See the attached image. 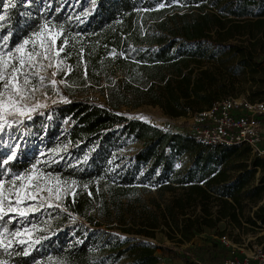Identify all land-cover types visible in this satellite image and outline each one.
<instances>
[{"label":"trees","instance_id":"16d2710c","mask_svg":"<svg viewBox=\"0 0 264 264\" xmlns=\"http://www.w3.org/2000/svg\"><path fill=\"white\" fill-rule=\"evenodd\" d=\"M87 8L91 12L83 15ZM0 15L6 17L0 21V35L9 34L6 48L39 32L44 23L62 26L68 41L65 55L74 67L67 81L79 91L88 85L100 87L105 96L99 102L69 94L68 102L51 106L57 127L48 135L53 138L64 128L60 139L76 147L71 153L84 158L78 167L53 168L77 185L74 196L64 203L61 229L79 227L82 237V229L89 228L86 223L96 231L103 226L112 230L111 224L118 221L122 235L153 238L148 228H157L160 215L180 235L179 243L190 242L204 228L216 229L223 221L241 228L244 219L264 229V159L256 157L252 166L243 163L231 176L218 165L238 146H204L191 134L121 114L123 106L137 99V105H160L167 115L184 117L194 102L203 101L208 108L220 100L215 97L218 78L231 85L250 83V100H261L264 0H0ZM204 46L225 51L226 61L215 55L203 57ZM231 59L241 70L227 69L226 79L221 68ZM213 62L217 68L203 69ZM123 138L141 143V149L128 157L120 155ZM184 157L190 159L189 166L179 164ZM28 165L16 160L7 167L17 172ZM147 187L160 194L177 190L181 194L165 207L153 199L159 212L148 215L143 201ZM245 208L253 210L252 217H245ZM71 216L83 222H72ZM126 222L141 227H126ZM122 235L99 246L98 234H93L82 244H54L51 252L66 264H117L125 256L129 264H157L154 248L134 238L122 241ZM224 235L225 231L220 233ZM257 243L264 246V234ZM0 258L8 264H32L16 250Z\"/></svg>","mask_w":264,"mask_h":264},{"label":"rangeland","instance_id":"374dc122","mask_svg":"<svg viewBox=\"0 0 264 264\" xmlns=\"http://www.w3.org/2000/svg\"><path fill=\"white\" fill-rule=\"evenodd\" d=\"M15 1L16 0H13V3H15ZM7 6L9 7V5ZM89 12H91V8H87L83 15H88ZM80 15L77 19L81 18ZM1 30L2 27L0 26V31ZM59 30L60 29L57 27L53 29V31ZM63 36L64 32L61 39H63ZM0 44H2V41ZM59 45L60 40L58 39L57 46ZM6 46H8V44ZM203 51L205 52L203 55L205 58L215 55L217 58H223V60L226 61L228 56L225 55V51L212 47L204 46ZM61 58H63V64L60 65L62 70L54 77L51 73L57 70L55 66L43 71L41 74L46 78L44 85L40 86V90L33 94V99L30 101V106L38 103L43 105V107L36 108V110L31 113V119L23 117L21 118L22 122L14 123L12 127H5V129L0 131V138H2V140H0V158L8 156L10 151H14L16 153V158L11 162L18 160L22 161V163L29 164L28 168L26 167L17 172H12L9 167L0 164V172L3 173L0 177V181L8 182L10 179L15 178L17 174L23 175L28 173L33 168V165H35L40 171L52 173L61 177L59 173H56L53 170V168H61L69 165L71 167H78L84 162L83 157L79 158L75 153L70 152L76 147L73 148L70 143L60 139L63 138V134L65 133L63 132L65 131L64 128L61 129L62 133L60 131L55 132L53 138H50L48 135L51 130H55L57 127L54 110H51V106L58 102H68L69 94L83 98L93 97L99 102H104L105 96L103 95V92L99 90L100 87L92 88L88 85L87 88L89 89L79 91L80 89H76V86L71 85L67 81V76L72 73L74 67L68 62L65 50L61 53ZM45 63H47V61H45ZM216 65L217 63L215 62L212 64H206L203 69L212 67L214 70L218 67V65ZM233 68L241 70L234 59H231L226 66L221 68V72L225 74L224 77L226 79L229 76L227 74V69ZM62 78L63 83L60 82ZM119 78L120 77L115 80H118ZM51 80L57 82L55 87L51 86ZM250 85V83L241 85L239 82L231 85L228 82L223 81V79L218 78V84L215 87V97L217 99L228 96L251 99ZM66 89L68 92L65 91ZM146 99L147 98H144L142 101H145ZM254 99L256 101L258 98ZM137 103L138 100L136 99L132 101L131 105L123 106L121 114L127 116L129 119H138L163 130L184 134H189L187 132V127L190 123L191 117L196 112L200 111V109L206 107L203 101L194 102L191 109L187 108L186 116L174 118L167 115L160 105H152L147 102L137 105ZM182 103H186L185 100H182ZM40 109H46L48 110V113H40ZM24 121L27 127H21ZM12 145H17L18 147L12 148L10 147ZM120 145L121 148L119 154L127 157L141 147V143L135 142L131 138L121 139ZM88 155L89 154H86V156ZM218 157L216 159H219ZM255 158L256 157L247 147L238 146L230 158L225 162H222V164H219L218 168L226 169L228 173L233 176L237 174L238 167L243 165V163L252 166L251 164ZM113 160L115 161L116 158ZM218 162L219 161H215V163ZM179 164L181 166H189L190 159L184 157ZM113 165L115 168L120 167V165H115V162ZM259 175L260 170H258L256 178H258ZM61 180L66 181L62 179V177ZM67 187L70 191L67 194L62 192V199L57 200L55 197L52 198V207H49L47 202L39 200L34 202L30 201L29 204L20 206L27 210L26 216L10 214L8 217H5L3 221H0V240L3 241V243L0 244V257L3 256L4 253L8 254L11 250H16L17 252L20 251L24 257L31 258L32 264H66L52 255L51 247L54 244L57 247L71 246L75 243L82 244L90 235L98 234L96 239L97 244L103 246L106 245L111 236L122 235V231L119 228L120 223L118 221H114V223L111 224L113 227L112 230H110L108 226H103L100 230L94 231V228L86 223L89 228L82 229V237L77 233L79 227L61 229V221L64 218L63 215L66 214L64 203L67 197H73L77 190L76 183L74 185L69 183ZM147 188L146 192L143 193V201L147 206L146 214L157 211L153 199H157L156 201H158L162 207H165L167 204H170L175 197L181 194V190H177L176 194L173 191H165L160 194L156 188ZM41 195L47 196L48 193L44 192ZM32 203L37 205L35 210H30V205ZM133 208L136 209L135 206H133ZM136 210L138 211V209ZM244 215L245 217H252L253 210L251 211L249 208H245ZM71 218L72 222H83L80 218L74 216H71ZM169 222L171 223V221ZM128 226H133L136 229L141 227H135L132 222H128L126 227ZM69 229H71V231ZM148 229L153 231L155 237L123 234L121 239L122 241H125L128 238H134L150 245L155 249L154 255L157 258V264H223L228 258L230 250L225 248L219 241V238L221 237L220 233L225 231V235H228L234 244L244 246L243 249L246 251L251 249L252 245L257 242V238L264 234V229L252 227L251 225L246 224L244 219L241 228L230 222L223 221L218 224L216 229L204 228L203 232L198 234L190 242L184 241L179 243L178 240L181 238L180 235L174 231V228L169 224H166L161 215L159 217L157 228ZM16 231H20L23 235L13 236L12 233ZM25 252L27 255L24 254ZM129 263L130 260L125 256L117 264ZM0 264L8 263L0 258Z\"/></svg>","mask_w":264,"mask_h":264},{"label":"snow or ice","instance_id":"6c2138e0","mask_svg":"<svg viewBox=\"0 0 264 264\" xmlns=\"http://www.w3.org/2000/svg\"><path fill=\"white\" fill-rule=\"evenodd\" d=\"M5 18L0 15V21ZM56 27L46 23L39 32L22 39V42H16L11 48L5 47L9 42V34L0 35V41L3 42L0 44V131L5 127H12L14 123L22 122L23 117L31 119V113L36 108L43 107L38 103L30 106L33 94L44 85L46 78L41 73L55 66L57 70L51 73L54 77L62 70L61 53L68 44L67 40L61 39L63 27L60 26L59 31H53ZM58 39L59 46H57ZM60 82L63 83V78ZM56 83L55 80L50 81L52 87H55ZM15 158L16 153L10 151L8 156L0 158V164L7 166ZM0 175L3 173L0 172ZM69 183L74 185L75 181H63L58 175L38 170L35 165L28 173L17 174L8 182L0 181V221L10 214L26 216L27 210L20 206L29 204L30 201L47 202L48 206L52 207L53 197L60 200L63 198L62 192L67 194L70 191L67 187ZM44 192L48 195L42 196ZM36 207L37 205L32 203L30 210H35ZM12 235L22 236L23 233L16 231ZM2 243L3 241L0 240V244ZM24 254L27 255L26 252Z\"/></svg>","mask_w":264,"mask_h":264},{"label":"built area","instance_id":"2783aa9c","mask_svg":"<svg viewBox=\"0 0 264 264\" xmlns=\"http://www.w3.org/2000/svg\"><path fill=\"white\" fill-rule=\"evenodd\" d=\"M187 129L204 146H245L255 157L264 159V97L257 101L231 96L217 100L196 112ZM219 241L230 249L223 264H264L263 245L254 243L246 251L228 235Z\"/></svg>","mask_w":264,"mask_h":264},{"label":"crops","instance_id":"0c3cea01","mask_svg":"<svg viewBox=\"0 0 264 264\" xmlns=\"http://www.w3.org/2000/svg\"><path fill=\"white\" fill-rule=\"evenodd\" d=\"M178 133H180V132H178ZM141 149V147L139 148V149H137L134 153H136L137 151H139ZM133 153V154H134ZM133 154H131V155H133ZM257 243V242H256ZM224 246V245H223ZM225 247V246H224ZM226 248V247H225ZM228 249V248H227ZM230 250V249H229ZM230 255V254H229ZM229 255H228V257H229Z\"/></svg>","mask_w":264,"mask_h":264}]
</instances>
